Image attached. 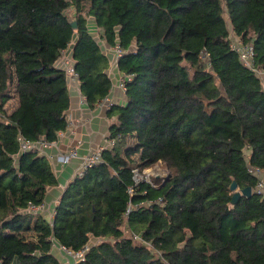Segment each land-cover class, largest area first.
Here are the masks:
<instances>
[{
  "label": "trees",
  "instance_id": "trees-1",
  "mask_svg": "<svg viewBox=\"0 0 264 264\" xmlns=\"http://www.w3.org/2000/svg\"><path fill=\"white\" fill-rule=\"evenodd\" d=\"M91 22L122 52L126 104L110 107L113 145L48 221L32 208L58 179L20 138L53 144L68 129L67 51L88 106L110 95ZM231 35L264 71V0H0V264H64L56 247H88L79 264H264V197L232 204L230 190L264 171V87ZM160 163L165 183L135 186V169Z\"/></svg>",
  "mask_w": 264,
  "mask_h": 264
},
{
  "label": "crops",
  "instance_id": "crops-1",
  "mask_svg": "<svg viewBox=\"0 0 264 264\" xmlns=\"http://www.w3.org/2000/svg\"><path fill=\"white\" fill-rule=\"evenodd\" d=\"M101 42L99 44L103 53L110 59L108 70L112 80L110 95L92 109L81 93L80 83L69 80L71 105L67 112L68 129L59 134L57 142L44 144L39 148V154L48 158L59 182L57 187L48 190L46 201L42 207L32 208V211L41 214L48 221H52L54 218L56 206L69 183L83 171L86 157L90 153L111 147L110 127L116 118L110 114V104H126L125 92L120 87L125 75L118 69L114 49L110 48L104 40L101 39ZM70 53V51H67L62 58H69ZM61 60L58 62L59 65ZM73 149L77 150L78 156L67 163H62L59 158ZM262 176H264V171H262ZM92 240L100 241L99 239ZM54 250L56 257L61 259L64 264L68 263L67 258H65L66 253L60 247H56Z\"/></svg>",
  "mask_w": 264,
  "mask_h": 264
},
{
  "label": "built area",
  "instance_id": "built-area-1",
  "mask_svg": "<svg viewBox=\"0 0 264 264\" xmlns=\"http://www.w3.org/2000/svg\"><path fill=\"white\" fill-rule=\"evenodd\" d=\"M231 41H232V44H231L232 50L235 51L239 55L240 60L243 63V65L246 66L247 68L251 69L252 71H254L255 74L257 75V77L261 78L264 75V71L257 69L254 65V54H255L254 45L252 43L245 44L241 39L235 41L234 35H231ZM113 49L115 51L116 60L118 61V59L122 55V52L118 48H113ZM62 59L63 60H61L60 65L63 66L67 70L69 80L79 82V79H78L79 77L75 71L74 64L71 60V57H69V58L64 57ZM125 80L126 79H124L120 84V87L124 90V92H125V85H124ZM112 105L113 104H110V107ZM20 143H21L22 151H35V150L39 151V148L41 145L48 144L45 142L32 144L30 142L23 140L22 138H20ZM113 143L114 142L112 140H110V146H112ZM77 156H78L77 150L73 149V150L69 151L67 154L60 157L59 160L62 163H67L71 159L76 158ZM100 161H101V151H97L95 153H90L85 159L83 171L88 166L99 163ZM160 164H162V163H160ZM249 171L252 175H254L258 179V183H257L255 189L253 190V192L258 194V195H262L264 197V176H262L263 170L256 169V168H250ZM152 174H153L152 168L146 169L143 172H140L138 169H135L134 170V177H133L135 186L141 182H147V183H150L153 185V182L150 181V176H152ZM170 175L168 177H163L160 181H162V183H165L166 180L169 179ZM134 191H135V189L133 187H131L129 189L130 195H133ZM134 240L142 242L141 237L135 236V235H134ZM60 248L68 256L72 257L75 260V264H79L80 262L84 261L85 254L88 251V247H86L84 250H82L80 252H73L71 250H66L65 248H62V247H60Z\"/></svg>",
  "mask_w": 264,
  "mask_h": 264
},
{
  "label": "rangeland",
  "instance_id": "rangeland-1",
  "mask_svg": "<svg viewBox=\"0 0 264 264\" xmlns=\"http://www.w3.org/2000/svg\"><path fill=\"white\" fill-rule=\"evenodd\" d=\"M90 31L94 35V37L98 40V42H101V34L98 31L97 27H95L93 22H91ZM234 37H235V41L239 40L236 35ZM260 79L264 87V75ZM152 169H153V174L152 176H150V181L152 182L154 181V179L161 180L163 177H168L170 175V171L163 164H158L152 167ZM127 234L130 235L129 233ZM97 243L98 242H96L95 240L91 241V245L97 244ZM65 258H67L66 260L68 261V263L66 264H75V260L72 257L68 256L67 254H65Z\"/></svg>",
  "mask_w": 264,
  "mask_h": 264
},
{
  "label": "water",
  "instance_id": "water-1",
  "mask_svg": "<svg viewBox=\"0 0 264 264\" xmlns=\"http://www.w3.org/2000/svg\"><path fill=\"white\" fill-rule=\"evenodd\" d=\"M71 25L74 29L77 28V21L74 19V20H71ZM230 190L232 192H234V196L232 198V204H236L237 201L242 197V196H245V197H251L253 195V189L251 187H248L246 189H243V190H239L238 189V185L236 183L235 180H233L231 186H230Z\"/></svg>",
  "mask_w": 264,
  "mask_h": 264
}]
</instances>
